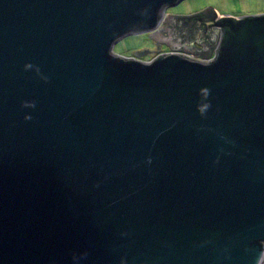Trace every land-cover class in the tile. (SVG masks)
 <instances>
[{"label":"water","instance_id":"1","mask_svg":"<svg viewBox=\"0 0 264 264\" xmlns=\"http://www.w3.org/2000/svg\"><path fill=\"white\" fill-rule=\"evenodd\" d=\"M180 1L0 0V264H256L264 13L212 10L208 56L113 49Z\"/></svg>","mask_w":264,"mask_h":264},{"label":"flooded vegetation","instance_id":"2","mask_svg":"<svg viewBox=\"0 0 264 264\" xmlns=\"http://www.w3.org/2000/svg\"><path fill=\"white\" fill-rule=\"evenodd\" d=\"M169 7L170 5L166 4L161 8L160 23L155 30L148 32L155 44L158 45V50L154 54L179 51L190 52L198 56L210 55L219 43L212 40L207 32L209 29L219 28L217 26L209 27L206 22L216 19V15L214 16L211 11H200L190 15H167V22H164L162 13L166 15ZM165 46L168 49L163 50L162 48Z\"/></svg>","mask_w":264,"mask_h":264},{"label":"rangeland","instance_id":"3","mask_svg":"<svg viewBox=\"0 0 264 264\" xmlns=\"http://www.w3.org/2000/svg\"><path fill=\"white\" fill-rule=\"evenodd\" d=\"M216 7L225 13L246 16L264 13V0H182L176 5H171L167 14L190 15L200 11L208 12ZM167 14H162L164 20ZM113 49L116 54L125 58H133L137 51L149 49L152 54L142 57L149 60L158 50V45L148 32H140L123 36L115 43ZM162 49L166 50L168 47Z\"/></svg>","mask_w":264,"mask_h":264},{"label":"built area","instance_id":"4","mask_svg":"<svg viewBox=\"0 0 264 264\" xmlns=\"http://www.w3.org/2000/svg\"><path fill=\"white\" fill-rule=\"evenodd\" d=\"M159 23H160V21H159ZM157 28V27H156ZM170 52H175V53H187V52H179V51H170ZM169 52V53H170ZM161 54H165V53H163V52H158V53H155V54H153V56L148 60V59H141L142 61H145V62H151L152 60H154L156 57H158L159 55H161ZM134 59H136L135 57H133Z\"/></svg>","mask_w":264,"mask_h":264},{"label":"clouds","instance_id":"5","mask_svg":"<svg viewBox=\"0 0 264 264\" xmlns=\"http://www.w3.org/2000/svg\"><path fill=\"white\" fill-rule=\"evenodd\" d=\"M34 106V105H33ZM256 264H264V251L259 254Z\"/></svg>","mask_w":264,"mask_h":264},{"label":"trees","instance_id":"6","mask_svg":"<svg viewBox=\"0 0 264 264\" xmlns=\"http://www.w3.org/2000/svg\"><path fill=\"white\" fill-rule=\"evenodd\" d=\"M211 13H212L214 16H215V15H217V13H216V12H214V11H212V10H211Z\"/></svg>","mask_w":264,"mask_h":264}]
</instances>
